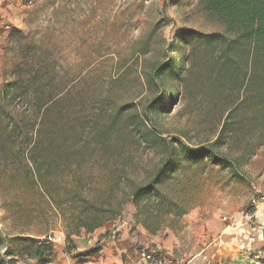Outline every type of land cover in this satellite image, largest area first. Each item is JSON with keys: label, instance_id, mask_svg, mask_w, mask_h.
<instances>
[{"label": "trees", "instance_id": "trees-1", "mask_svg": "<svg viewBox=\"0 0 264 264\" xmlns=\"http://www.w3.org/2000/svg\"><path fill=\"white\" fill-rule=\"evenodd\" d=\"M199 5L225 33L179 31L165 43L161 60L139 62L132 88L122 85L131 69L122 65L102 101L93 102L89 117L81 110L69 117L51 116L62 93L54 92L53 59L42 53L32 58V64L16 66L11 80L0 84V115L7 130L0 149L20 139V120L27 124L15 120L6 108L23 105L35 111L32 134L22 135L21 174L62 217L67 253L75 250L72 235L94 233L118 218L126 205L135 208L136 222L150 234L163 219L178 216L162 187L174 180L180 164L214 160L235 172L264 148V0H199ZM147 51L144 41L137 60ZM117 88L121 89L114 95ZM125 92L137 93L120 102L118 97ZM180 101L185 110H192L187 111L190 114L212 121V138L191 147L186 132L170 136L158 127L155 118L170 114ZM126 140L141 155L150 153L152 162L106 164L109 177L107 172L103 182L85 174L93 159L118 156V147ZM18 241L22 243L18 256L24 251L30 264L51 263L55 246L48 237ZM4 246L0 237V247ZM6 247L0 264H13V250ZM98 251L93 246L73 256L92 257Z\"/></svg>", "mask_w": 264, "mask_h": 264}, {"label": "rangeland", "instance_id": "rangeland-1", "mask_svg": "<svg viewBox=\"0 0 264 264\" xmlns=\"http://www.w3.org/2000/svg\"><path fill=\"white\" fill-rule=\"evenodd\" d=\"M22 4L24 16L20 19V30L14 29L0 45V84L11 80L16 66L32 64L34 56L35 60L40 53L50 57L54 92L62 93L50 111L54 119L60 113L67 117L78 115L80 110L89 117L94 103L102 101L122 65L131 67L122 85L132 88L136 84L133 77L139 62L161 60L165 43L171 42L179 31L225 33L221 25L202 13L199 0H22ZM144 41H147L148 51L138 61V48ZM135 93L125 92L118 100L126 102L135 98ZM184 107L185 103L180 101L170 114L156 117L158 127L170 136L186 132L190 139L187 145L191 147L212 138L209 131L212 121L200 120L201 115L190 114L187 111L192 110ZM6 109L15 120L20 118L27 124H21L20 120V139L17 137L14 143H5L0 149V237L5 241L0 255L5 254L8 246L13 250V264H30L28 253L23 251V257L17 255L16 249L22 244L18 239L46 236L60 255L57 264H70L79 259L73 256L75 253L95 245V234L82 231L72 235V242L79 244L75 247L73 243L74 248L80 250L66 252L62 217L21 174L22 135L32 134L35 111L23 105ZM5 126L4 116L0 115V138L5 136ZM118 152V156L93 159L89 162L93 167L85 170V174L92 173L102 181L107 178L106 164L152 162L150 153L142 156L128 140L120 144ZM125 155H133V159L126 160ZM162 191L169 207L176 206L178 213V216L163 219L156 231L162 244L168 243L169 250L163 245L146 249L133 243L130 252L136 259L138 253L145 250L169 264L167 259H191L198 252L204 253L210 244L212 255H229L243 239L242 229L246 223L258 224L254 217L249 221L246 214H250V210L254 214L259 205L264 209V205L251 203L252 199L264 198V148L235 172L214 160L204 159L191 166L182 163L174 180L166 183ZM135 213V208L129 204L112 220L117 226L126 227L127 241L133 237L141 240L140 231H146L136 222ZM141 218L152 221L149 216ZM113 232L100 238L97 234V241L99 238L104 243L118 244L121 237L116 229ZM212 257L210 259H214Z\"/></svg>", "mask_w": 264, "mask_h": 264}, {"label": "crops", "instance_id": "crops-1", "mask_svg": "<svg viewBox=\"0 0 264 264\" xmlns=\"http://www.w3.org/2000/svg\"><path fill=\"white\" fill-rule=\"evenodd\" d=\"M22 5V0H0V45L3 44L4 40L7 39V36L13 32L14 29L20 30V19L24 16V8ZM256 208V212L252 214V217L257 219L256 223L258 224L247 225L246 223L245 227L242 229V240H245L248 237H254L255 241L252 250L262 252L264 257V209L260 205ZM114 229L117 230L118 236L121 237L118 244H114L113 242L104 243L102 240L99 241L101 235L104 236L107 232H113ZM127 232L125 226H117L115 221L106 223L94 232V239L96 242L94 246L99 247V251L92 257L79 258L70 264H140L138 259H136L132 252H130V245L133 243H137L139 247L146 249L159 248L160 245H163V248L169 250L167 247L168 243L164 242V244H162L159 239V232L150 235L142 229L139 233L141 238L139 241L137 240V237H133V239L127 241ZM97 234H99L98 241L96 237ZM142 234L143 236H141ZM73 243L76 245L75 247H78L79 244L76 242ZM210 245L206 247L208 249L204 250V253L203 251L198 252L194 254L191 259L167 260L172 264H174V262L176 264H206L207 262H212L214 264H252V260L250 259V255L253 252L252 250L240 251L236 248L232 253H229V255L227 254L222 257L221 255H212L213 252L209 249ZM79 250L80 249L77 248L76 252ZM84 250L87 249H82V251ZM211 256H214L212 257L214 259H210ZM59 258L60 255L55 251L54 256L52 257V264H57Z\"/></svg>", "mask_w": 264, "mask_h": 264}, {"label": "built area", "instance_id": "built-area-1", "mask_svg": "<svg viewBox=\"0 0 264 264\" xmlns=\"http://www.w3.org/2000/svg\"><path fill=\"white\" fill-rule=\"evenodd\" d=\"M251 203L253 206H255L256 203L264 205V198L261 197L260 199L257 200L252 199ZM246 218L250 221L252 219V214L251 213L246 214ZM254 241H255L254 237H248L245 240L239 242L238 249L240 251L252 250ZM91 243L92 240H89L88 244ZM250 259L252 260V264H264L263 263L264 257L262 252L253 251L250 255ZM138 261L140 262V264H166L164 259H161L156 254L145 250H141L138 253ZM206 264H214V263L207 262Z\"/></svg>", "mask_w": 264, "mask_h": 264}]
</instances>
